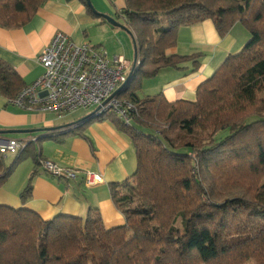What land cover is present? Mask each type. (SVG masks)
I'll list each match as a JSON object with an SVG mask.
<instances>
[{
    "label": "trees",
    "instance_id": "trees-1",
    "mask_svg": "<svg viewBox=\"0 0 264 264\" xmlns=\"http://www.w3.org/2000/svg\"><path fill=\"white\" fill-rule=\"evenodd\" d=\"M46 1L0 0V26L26 25ZM81 1L90 16L106 22ZM124 2L117 14L139 54L120 92L135 106L131 123L114 113L87 114L66 130L29 141L9 165L0 152V187L27 156L41 167L43 141L84 136L91 122L111 119L137 159L132 175L110 185L125 222L107 228L95 208L46 220L25 206L32 197L29 179L21 207L0 203V264H264V0ZM208 19L222 37L236 23L245 26L242 49L198 87L195 100L141 96L145 78L187 69L189 62L191 72L200 68L203 53L170 50L181 27ZM25 86L0 59V94L11 100Z\"/></svg>",
    "mask_w": 264,
    "mask_h": 264
},
{
    "label": "crops",
    "instance_id": "crops-1",
    "mask_svg": "<svg viewBox=\"0 0 264 264\" xmlns=\"http://www.w3.org/2000/svg\"><path fill=\"white\" fill-rule=\"evenodd\" d=\"M91 1L101 13L125 23L123 17L118 19L117 14L125 6L124 0ZM107 23L90 16L81 0H47L26 25L19 28L0 26V59L12 65L27 86L43 73L38 56L58 32L76 42L74 38L82 33L86 35L93 24L105 27ZM248 38L249 31L241 23H236L223 37L210 19L181 27L177 44L170 52L181 55L203 53L200 68L191 72L192 63L189 62L187 69L162 70L149 80L146 95L161 92L169 101L195 100L198 87L214 74L230 53L240 51ZM82 40L76 43L87 42ZM100 46L104 48L102 44ZM143 88L144 85L139 92L141 96L144 95ZM80 110L84 109L64 115L30 111L10 103L0 94V134L35 140L50 132L66 130L78 122L87 115H77ZM82 132L84 136L81 133L66 134L57 140L48 139L40 143L42 158L79 169L75 180L56 178L42 167L36 168L33 158L24 160L0 187V203L21 207L20 194L32 179V197L25 206L46 220L59 214L85 216L89 209L95 208L100 211L107 228L124 224L125 217L111 197L110 185L122 182L134 173L137 167L135 148L111 119L95 120ZM86 171L99 173L103 181L88 186L84 182Z\"/></svg>",
    "mask_w": 264,
    "mask_h": 264
},
{
    "label": "built area",
    "instance_id": "built-area-1",
    "mask_svg": "<svg viewBox=\"0 0 264 264\" xmlns=\"http://www.w3.org/2000/svg\"><path fill=\"white\" fill-rule=\"evenodd\" d=\"M38 61L43 73L25 86L10 103L20 108L64 115L79 109H90L96 115L114 113L125 124L132 121L135 106L121 98L134 61L123 55L109 57L102 47L88 42L76 43L68 35L58 32L44 47ZM139 64V59L135 67ZM29 139H17L0 134V152L17 155L27 146ZM44 171L60 179L75 180L79 169L43 159ZM103 181L99 173L86 171L84 182L94 186Z\"/></svg>",
    "mask_w": 264,
    "mask_h": 264
},
{
    "label": "rangeland",
    "instance_id": "rangeland-1",
    "mask_svg": "<svg viewBox=\"0 0 264 264\" xmlns=\"http://www.w3.org/2000/svg\"><path fill=\"white\" fill-rule=\"evenodd\" d=\"M99 12H101V11H99ZM118 19H119V16H118ZM123 21H124V19H123ZM82 39L86 40L88 43L93 44V45L98 46V47H101L100 44H102L104 46V48L107 50L109 57H111V58L114 57L115 55H119V54H123L129 60H133V58H134L133 37L127 30H125L121 27H117V26L115 27L109 23H107V26H105V27H102L101 24L100 25L93 24V26H91L87 30L86 35H84L82 33V35L80 37L74 38V40L76 42H81ZM149 80H150V78H145L143 80V85H144V88H143L144 92H142V93H144L143 96H145L149 92V91L147 92V90L145 89V88H148V86H149ZM90 112H92V108L80 110L76 114L77 115H79L81 113L89 114ZM15 157H16V155L7 154L5 157L7 164L8 165L11 164L12 160L15 159ZM31 158L32 157L27 156L24 160H28V159L30 160ZM247 264H250V263H247Z\"/></svg>",
    "mask_w": 264,
    "mask_h": 264
},
{
    "label": "water",
    "instance_id": "water-1",
    "mask_svg": "<svg viewBox=\"0 0 264 264\" xmlns=\"http://www.w3.org/2000/svg\"><path fill=\"white\" fill-rule=\"evenodd\" d=\"M87 3L92 6V7H95L92 3L91 0H87ZM102 14L103 18L108 22L110 23L111 25L113 26H117V27H121L125 30H127L133 37V41H134V51H135V55H134V58H133V61H134V67H133V71L130 73V76H129V79L128 81L130 80V78L132 77L133 73H134V70H135V63L139 57V54H138V50H137V46H136V43H135V40H134V36L131 32V30L123 23H120L116 18H114L113 16L109 15V14H105V13H101ZM128 83V82H127ZM124 88L120 89L119 91H117V93L119 94ZM90 114L92 115H96L95 111L91 112Z\"/></svg>",
    "mask_w": 264,
    "mask_h": 264
}]
</instances>
